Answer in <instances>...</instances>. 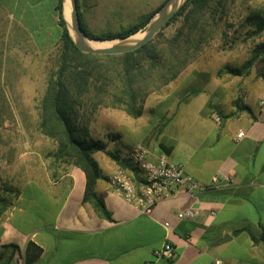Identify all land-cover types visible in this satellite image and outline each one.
I'll return each mask as SVG.
<instances>
[{"label": "crops", "instance_id": "0c3cea01", "mask_svg": "<svg viewBox=\"0 0 264 264\" xmlns=\"http://www.w3.org/2000/svg\"><path fill=\"white\" fill-rule=\"evenodd\" d=\"M46 1L45 13L50 14L56 0ZM42 6L43 0H26L23 19L28 15L29 24H41ZM190 66L194 75L183 73L153 92L135 123L118 110L123 122L115 138H95L110 150L115 143L111 151L126 159L137 145L148 148L153 158L166 153L202 189L191 195L186 185L180 186L151 213H143L111 189L109 176L122 167L103 152L102 162L96 159L102 172L96 192L111 213L107 220L84 201V171L52 156L42 175L14 183L19 195L11 208L0 212V264H264V242L254 243L251 236L260 238L264 229V83L228 82L204 66ZM240 83L253 115L237 113L233 105ZM203 94L205 100L198 104ZM127 125L135 144L123 152L122 127ZM125 170L135 181L143 179L142 171ZM214 176L228 181L214 187ZM188 209L197 210V216L178 217ZM166 241L176 247L173 261L155 256ZM29 243L40 248L32 262Z\"/></svg>", "mask_w": 264, "mask_h": 264}, {"label": "trees", "instance_id": "16d2710c", "mask_svg": "<svg viewBox=\"0 0 264 264\" xmlns=\"http://www.w3.org/2000/svg\"><path fill=\"white\" fill-rule=\"evenodd\" d=\"M225 1L186 0L150 42L134 51L115 55H96L79 50L63 16L62 0H56L50 10L51 17L52 13L58 17L59 28L56 32L60 52L56 69L50 73L40 102L39 129L45 137L56 143V151L51 153L55 162L66 161L84 171V201L91 203L101 217L112 219L104 199L96 192L97 181L102 177V172L94 154L104 152L124 169L134 172L141 170L131 159L122 158L108 149L104 140L92 135L85 119V109L90 107L94 111L99 106H105L121 109L133 118L141 117L142 99L176 80L196 60L215 31L209 26L216 24L217 16L219 20L226 13ZM78 8L82 17L79 0ZM156 12L143 16L139 22L119 32L101 36L91 34L82 18L81 22L92 39H123L146 26ZM181 18L182 23L174 34L171 37L164 36L162 30ZM246 21L253 27V36L264 32V14L259 10L251 11ZM29 26L33 32L36 31L37 28L33 25ZM41 27L47 36L52 32L51 22L42 23ZM258 60L264 61V42L252 49L251 57L241 67H226V70L237 76L247 75ZM233 105L237 113L248 112L253 115V109L243 102L242 97L235 99ZM19 192L17 186L0 183V212H5L14 205ZM242 231L237 230L235 234ZM251 236L254 243L264 242V229L260 238L253 234ZM32 248L33 252L29 256L31 262L40 255V248L29 243L28 249L32 251Z\"/></svg>", "mask_w": 264, "mask_h": 264}, {"label": "rangeland", "instance_id": "374dc122", "mask_svg": "<svg viewBox=\"0 0 264 264\" xmlns=\"http://www.w3.org/2000/svg\"><path fill=\"white\" fill-rule=\"evenodd\" d=\"M165 1L79 0V5L82 21L88 31L95 36H101L119 32L139 22L143 16L158 11ZM4 2L5 7L0 9V183L6 182L16 186L14 184L16 181L20 184L35 175H42L43 168L49 166L48 161L52 160L51 153L55 152L56 143L45 137L39 129V114L48 78L52 70L56 69L60 41L56 32L59 28L58 17L54 13L52 17L51 13H45L48 10L46 0H43L40 21L41 24L51 22L52 32L48 36L38 21L36 24H29L28 15L23 19L21 12H24L26 0ZM158 4L160 5L155 7ZM34 10L38 13L40 8L36 7ZM253 10H259L264 14V0H226L224 10L226 13L219 20L218 16L215 18L217 26L216 24L209 26L215 31L190 65L204 66L211 70L209 74L228 77V82L241 81L245 82V85L251 82L264 83L263 60H258L247 75L237 76L226 70V67H241L251 57L252 49L264 42V32L253 36L251 34L253 27L246 21ZM181 23L182 18L167 26L162 33L166 37H171ZM29 25L37 28L36 31L33 32ZM140 30L138 34H143L145 26ZM120 40L113 39L111 42ZM190 65L188 71L186 69L183 72L184 75H194V72H191L193 67ZM241 83L238 85L239 91L235 99L242 97L245 103L243 96L245 89L241 87ZM186 84L189 85V82ZM198 88L194 86L193 89ZM149 96L142 99V105ZM205 97L206 94H203L197 100H200L198 104H201ZM85 110L87 114L85 119L94 137L115 138V130H119L116 127L123 122L115 113L121 109L99 106L94 111L90 107ZM129 119L131 123L137 121L131 116ZM151 131L154 134L153 128ZM130 132L129 125L122 127L123 137L120 146L123 152H128L135 144L134 134ZM115 148L116 144L113 143L111 150L115 151ZM22 150L28 153L24 154L23 158H18L19 154H23ZM94 156L102 162L104 153L97 152Z\"/></svg>", "mask_w": 264, "mask_h": 264}, {"label": "built area", "instance_id": "2783aa9c", "mask_svg": "<svg viewBox=\"0 0 264 264\" xmlns=\"http://www.w3.org/2000/svg\"><path fill=\"white\" fill-rule=\"evenodd\" d=\"M242 136L243 132L238 133V137ZM130 159L142 171L143 179L137 182L128 171L119 168L109 176L108 182L114 192L136 205L143 213H151L159 201L172 195L180 186L186 185V190L191 195L202 189L201 184L186 175L181 164L170 161L166 153L153 158L148 148L137 145L133 148ZM227 179L214 176L212 186L220 187L223 181H228ZM197 214V210L188 209L179 212L178 217L190 219L195 218ZM164 225L170 226L168 222ZM155 256L173 261L177 258L176 247L170 241H166L161 249L155 251Z\"/></svg>", "mask_w": 264, "mask_h": 264}, {"label": "water", "instance_id": "95a60500", "mask_svg": "<svg viewBox=\"0 0 264 264\" xmlns=\"http://www.w3.org/2000/svg\"><path fill=\"white\" fill-rule=\"evenodd\" d=\"M69 2L70 6V18L69 20L64 15V6L66 2ZM186 0H166L155 15L149 20L145 26L143 34H138L139 31L131 34L128 37L121 39L113 45L107 47H93L87 43L88 39H92L88 36L86 31L82 27L81 17L78 8V0H62L63 3V16L67 22L68 29L73 37L76 46L79 50L85 53H91L96 55H115L124 54L134 51L146 43L150 42L156 34L170 21V19L179 11ZM135 35H139L134 37ZM98 41H107L94 39ZM112 41V40H108Z\"/></svg>", "mask_w": 264, "mask_h": 264}, {"label": "bare ground", "instance_id": "6f19581e", "mask_svg": "<svg viewBox=\"0 0 264 264\" xmlns=\"http://www.w3.org/2000/svg\"><path fill=\"white\" fill-rule=\"evenodd\" d=\"M64 15L69 20V18H70V6H69V2L68 1L65 3V6H64ZM139 35H135L134 37H137ZM87 43L89 45L93 46V47H107V46H110V45L114 44V43H112L111 41H108V40L107 41H98V40H94V39H88Z\"/></svg>", "mask_w": 264, "mask_h": 264}]
</instances>
